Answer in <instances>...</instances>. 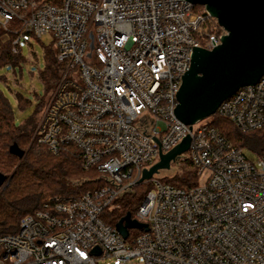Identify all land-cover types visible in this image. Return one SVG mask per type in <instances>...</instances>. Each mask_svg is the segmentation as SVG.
<instances>
[{
  "label": "built area",
  "instance_id": "2783aa9c",
  "mask_svg": "<svg viewBox=\"0 0 264 264\" xmlns=\"http://www.w3.org/2000/svg\"><path fill=\"white\" fill-rule=\"evenodd\" d=\"M197 7L186 0H0V39L10 41L19 65L29 62L23 45L49 36L60 68L33 140L53 156L74 149L81 168L101 180L23 217L16 233L0 237V264H264V152L248 160L211 117L185 126L173 114L192 48L212 51L226 36ZM216 114L242 134L264 130V76ZM186 137L187 151L167 171L186 163L196 184L182 189L156 175L144 182L151 190L131 220L147 231L135 229L130 242L128 231L123 240L103 214L120 210L142 171Z\"/></svg>",
  "mask_w": 264,
  "mask_h": 264
},
{
  "label": "trees",
  "instance_id": "16d2710c",
  "mask_svg": "<svg viewBox=\"0 0 264 264\" xmlns=\"http://www.w3.org/2000/svg\"><path fill=\"white\" fill-rule=\"evenodd\" d=\"M200 10V7L196 8ZM45 68L41 73L45 95L37 106L32 118L21 126H16L8 101L0 93V237L17 232L20 220L39 210L49 199L56 197H76L101 186L99 175L81 168L77 152L68 147L56 156L40 150L33 140L37 116L43 110L49 93L58 80L59 66L52 47L45 52ZM18 67L19 60L11 55L10 41L0 39V67ZM18 108L22 111L28 101L17 96ZM212 125L232 145L241 146L244 141L258 143L264 152V130L242 134L217 114L212 117ZM174 187L186 189L197 182L195 172L188 166L182 175L165 181ZM74 183V187L70 186ZM151 190L150 183L134 188V193L124 196L118 203L121 209L106 212L103 218L113 229L127 214L134 219V213L145 195ZM128 242L131 241V230ZM139 231L133 237H136Z\"/></svg>",
  "mask_w": 264,
  "mask_h": 264
},
{
  "label": "water",
  "instance_id": "95a60500",
  "mask_svg": "<svg viewBox=\"0 0 264 264\" xmlns=\"http://www.w3.org/2000/svg\"><path fill=\"white\" fill-rule=\"evenodd\" d=\"M186 1L204 7L226 32L221 44L212 51L193 47L190 70L181 76L173 114L183 125L192 126L212 117L224 100L264 76V0ZM189 141L186 137L166 155L160 154L158 163L142 171L138 184L169 170L170 162L187 151ZM4 181L0 177V186ZM115 229L126 240L128 230L147 231V226L131 220L127 214ZM93 255L98 257L100 252L94 250Z\"/></svg>",
  "mask_w": 264,
  "mask_h": 264
},
{
  "label": "rangeland",
  "instance_id": "374dc122",
  "mask_svg": "<svg viewBox=\"0 0 264 264\" xmlns=\"http://www.w3.org/2000/svg\"><path fill=\"white\" fill-rule=\"evenodd\" d=\"M51 43V38L49 36H45L42 43H32L30 47L23 45L21 49V55L22 58L29 61L28 63L26 62L18 67L9 65L0 67V93L8 101L11 107L14 116V123L16 126L23 125L26 121L34 116L40 99H42L45 95V88L39 80L38 70L42 72L45 68L44 55L47 48L51 46ZM29 51L36 53V56L34 58L33 56L30 58ZM13 70L15 71V74ZM17 96H20L28 101L27 106H25L22 111L18 108ZM40 114L37 116V118H35L37 122ZM210 120L213 121L212 117ZM227 123L231 125L229 122ZM240 145L241 146L239 147L243 150L244 156L248 160H253L254 156L261 153V146L258 143L244 141ZM40 150L46 151L44 148H41ZM187 169L188 165L183 163L177 170L160 171L155 177L163 179L164 181H171L176 177L181 176L183 171ZM70 186L74 187V183H70ZM136 232L137 230L131 229V236H133ZM96 264L115 263L109 259L98 258L96 260ZM131 264H141V261L133 260Z\"/></svg>",
  "mask_w": 264,
  "mask_h": 264
},
{
  "label": "snow or ice",
  "instance_id": "6c2138e0",
  "mask_svg": "<svg viewBox=\"0 0 264 264\" xmlns=\"http://www.w3.org/2000/svg\"><path fill=\"white\" fill-rule=\"evenodd\" d=\"M81 256H83V253H81Z\"/></svg>",
  "mask_w": 264,
  "mask_h": 264
}]
</instances>
